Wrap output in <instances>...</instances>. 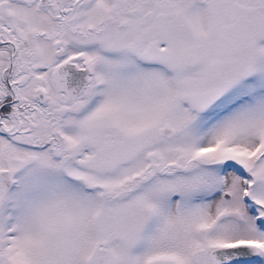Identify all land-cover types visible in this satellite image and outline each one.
<instances>
[{
    "label": "snow or ice",
    "instance_id": "6c2138e0",
    "mask_svg": "<svg viewBox=\"0 0 264 264\" xmlns=\"http://www.w3.org/2000/svg\"><path fill=\"white\" fill-rule=\"evenodd\" d=\"M0 264H264V0H0Z\"/></svg>",
    "mask_w": 264,
    "mask_h": 264
}]
</instances>
